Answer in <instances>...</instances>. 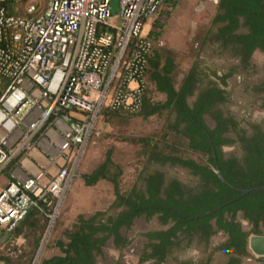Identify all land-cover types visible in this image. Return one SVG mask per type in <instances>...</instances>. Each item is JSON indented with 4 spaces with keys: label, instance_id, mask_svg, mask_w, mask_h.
<instances>
[{
    "label": "trees",
    "instance_id": "16d2710c",
    "mask_svg": "<svg viewBox=\"0 0 264 264\" xmlns=\"http://www.w3.org/2000/svg\"><path fill=\"white\" fill-rule=\"evenodd\" d=\"M15 3L16 0H5L0 6L5 5L9 13L17 14ZM155 27L160 29L163 23L157 22ZM211 27L204 38V43L212 47L209 58L199 57L193 62L179 85L175 52L167 47L153 48L139 110L104 107L101 112L109 118L123 120L166 114V127L184 138L189 149L205 155L207 161L179 155L174 149L159 147L147 138L144 140L147 165L132 190L123 193L119 180L122 172L117 169L112 151H108L101 165L82 178L89 186L101 180L110 181L115 192L111 208L117 209V213L98 211L90 216L79 215L72 228L63 232L64 239L56 240L60 253L43 259L40 264H99L109 243L116 249L132 243L127 231L140 217H156L162 226L142 233L145 244L140 263L264 264L263 258H254V263L245 262L251 256L250 235L264 230V191L245 195L238 191L264 185V122L234 114L229 107L234 95L228 89L230 78L253 72L257 51L264 54V2L219 0ZM158 36V31L148 33L153 41ZM226 56L235 59L236 65L224 71L215 60ZM149 81L156 91L165 95L163 101L153 100ZM245 87V92L256 100L253 104L264 108V77ZM226 147L233 149L226 151ZM114 167L116 173L112 172ZM174 167L193 176L194 185L172 173L170 169ZM218 170L235 188L221 180ZM55 200L51 195L47 201L39 199L38 205L29 209L13 232L0 233L22 234L30 246L22 248L13 264H25L36 253ZM239 215L248 221L249 229H244ZM219 233L224 239L213 243V237ZM194 247L202 248L204 256L189 257L186 253ZM215 255L220 262L213 263ZM0 259L12 263L8 256L0 255Z\"/></svg>",
    "mask_w": 264,
    "mask_h": 264
},
{
    "label": "built area",
    "instance_id": "2783aa9c",
    "mask_svg": "<svg viewBox=\"0 0 264 264\" xmlns=\"http://www.w3.org/2000/svg\"><path fill=\"white\" fill-rule=\"evenodd\" d=\"M112 1L31 2L24 14L0 6V169L17 149L36 148L33 136L64 134L53 138L62 158L55 174L38 168L0 191V233L13 232L39 199L62 198L70 150L86 142L104 107L141 106L153 50L147 19L177 0H119L121 23L111 20Z\"/></svg>",
    "mask_w": 264,
    "mask_h": 264
},
{
    "label": "rangeland",
    "instance_id": "374dc122",
    "mask_svg": "<svg viewBox=\"0 0 264 264\" xmlns=\"http://www.w3.org/2000/svg\"><path fill=\"white\" fill-rule=\"evenodd\" d=\"M2 0H0V3ZM36 2L40 6H46L48 0H16L14 10L17 14H24L27 4ZM219 0H177L165 4L159 11L147 19L146 33L158 31V38L153 41V48L167 47L176 54L178 65L177 85L180 84L184 75L189 70L193 62L197 59H208L212 47L204 43V38L210 28L212 21L218 11ZM112 18L114 23H121L118 16L119 0H113ZM157 22L163 23V27L156 29ZM201 54V56H199ZM215 60V58H214ZM216 63L227 71L236 65V60L230 57H216ZM253 72L239 74L230 78L228 89L233 92L234 100L229 107L234 114L245 115L250 119H258L263 116L264 108L253 104L256 102L253 96L245 92L246 84H253L264 77V54L257 51L253 57ZM223 71V72H224ZM148 81V78H147ZM149 94L154 101H163L165 95L156 91L151 82L148 83ZM258 104V103H257ZM260 104V103H259ZM167 115H154L147 119L134 116L123 120L122 117L109 118L107 115L99 114L91 132L82 147L72 148L74 154L73 162H70L69 170L71 176L67 181L66 190L60 200H55L54 207L57 206L55 218L49 217L44 229L40 245L31 260L25 264H40L43 259L60 253L56 240L64 239L63 232L72 228L79 215H93L98 211H106L108 214H116L117 209L111 208L115 200L114 185L107 180H101L96 185H86L82 175L91 173L106 159L108 151H112V158L118 170L122 174L119 177L120 189L123 193H128L136 184L140 173L147 165L145 151L147 147L144 140L151 138L158 143L159 147H169L179 155L192 158L198 162H206L207 157L199 152H194L187 146V141L179 137L166 126ZM233 147H226L230 151ZM69 151V152H70ZM75 162V163H74ZM62 165V164H61ZM57 164L55 169L61 167ZM114 167L113 173L117 172ZM172 173L177 174L190 186L196 180L193 176L182 168H171ZM70 174V172H69ZM53 211V210H52ZM51 211V212H52ZM50 212V213H51ZM48 213V215L50 214ZM244 229H249L248 221L241 215L238 216ZM162 228L156 217H140L135 220L134 225L127 231L132 243L124 249H116L111 243L105 248V254L98 260L99 264H114L120 261L123 264H154L153 262L140 263L141 251L144 248L145 238L142 233ZM7 237L9 239H7ZM12 237H16L13 239ZM224 239V235L219 233L212 239L213 243H219ZM27 240L22 234L0 235V255L8 256L13 264L19 259L22 248L27 249ZM202 248L194 247L187 251L189 257L201 258L204 256ZM254 252L250 251L246 263H254ZM219 256L215 255V261L220 262ZM0 264L5 262L0 259Z\"/></svg>",
    "mask_w": 264,
    "mask_h": 264
},
{
    "label": "crops",
    "instance_id": "0c3cea01",
    "mask_svg": "<svg viewBox=\"0 0 264 264\" xmlns=\"http://www.w3.org/2000/svg\"><path fill=\"white\" fill-rule=\"evenodd\" d=\"M51 136L41 139V136L32 137V142H39L34 149H26L22 147L17 149L9 158V160L0 169V191L9 186L11 183L23 182L32 176L38 168L48 167L50 174L57 172V164H62V158L58 156V150L53 142L57 139L62 142L64 134L61 131L50 133ZM45 183L47 180L44 181ZM6 264V263H5Z\"/></svg>",
    "mask_w": 264,
    "mask_h": 264
},
{
    "label": "water",
    "instance_id": "95a60500",
    "mask_svg": "<svg viewBox=\"0 0 264 264\" xmlns=\"http://www.w3.org/2000/svg\"><path fill=\"white\" fill-rule=\"evenodd\" d=\"M264 2V0H263ZM219 177L221 178V180L228 184L229 186L235 188L233 185H231L223 176L222 172L220 170L217 171ZM238 191H240L242 193V195L245 194H250V193H256L259 191H264V185L263 186H259V187H254V188H249V189H238ZM250 246L251 249L253 250V252L256 255L259 256H263L264 255V235H253L250 238Z\"/></svg>",
    "mask_w": 264,
    "mask_h": 264
},
{
    "label": "flooded vegetation",
    "instance_id": "af4514ba",
    "mask_svg": "<svg viewBox=\"0 0 264 264\" xmlns=\"http://www.w3.org/2000/svg\"><path fill=\"white\" fill-rule=\"evenodd\" d=\"M262 119H263V116L258 117V120L263 121ZM253 235H264V230H263V232H262L261 234H251V235H250V237H249V241H248V251H249V252H250V251L253 252V250L251 249V246H250V238H251V236H253ZM253 254L255 255L254 258H263V259H264V255H263V256H259V255H256L255 253H253ZM185 257H186V256H185Z\"/></svg>",
    "mask_w": 264,
    "mask_h": 264
},
{
    "label": "bare ground",
    "instance_id": "6f19581e",
    "mask_svg": "<svg viewBox=\"0 0 264 264\" xmlns=\"http://www.w3.org/2000/svg\"><path fill=\"white\" fill-rule=\"evenodd\" d=\"M37 172V171H36Z\"/></svg>",
    "mask_w": 264,
    "mask_h": 264
}]
</instances>
